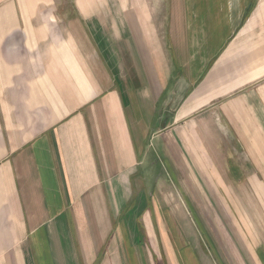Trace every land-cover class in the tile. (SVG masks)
<instances>
[{
	"label": "crops",
	"instance_id": "1",
	"mask_svg": "<svg viewBox=\"0 0 264 264\" xmlns=\"http://www.w3.org/2000/svg\"><path fill=\"white\" fill-rule=\"evenodd\" d=\"M58 1L0 0V264H264V0Z\"/></svg>",
	"mask_w": 264,
	"mask_h": 264
},
{
	"label": "rangeland",
	"instance_id": "2",
	"mask_svg": "<svg viewBox=\"0 0 264 264\" xmlns=\"http://www.w3.org/2000/svg\"><path fill=\"white\" fill-rule=\"evenodd\" d=\"M149 1L152 4L159 3V0ZM58 2L69 3L70 0H59ZM150 142L153 143L155 142V140L153 141V139H151ZM167 157L168 159H166L165 157L166 163H169L170 161V165H173L174 167V162H172L173 158L171 156ZM169 157H171L172 160ZM182 158L183 162H180V172L177 170H165V168L163 167L169 169V167L167 166L168 164H165L163 166V164L160 162L161 160L159 161L160 163H155L153 165V172H149L148 179L149 182L153 184L156 183V188L154 190L155 195H190L193 191L191 190V188L189 189L186 187L188 183L199 184V182L201 183L202 180H213V155H207L203 152L201 157L202 162L198 164H195L193 159H191V157H189L188 155L182 156ZM216 159L219 164L224 163L225 156H217ZM141 174L137 172V176L135 175L134 180L139 182V180L141 179ZM179 185H184V187H178ZM149 189L150 188H148V191ZM192 189L195 191L202 190L207 194L204 187H197L195 189ZM137 191V188L134 189L132 194L137 193Z\"/></svg>",
	"mask_w": 264,
	"mask_h": 264
}]
</instances>
